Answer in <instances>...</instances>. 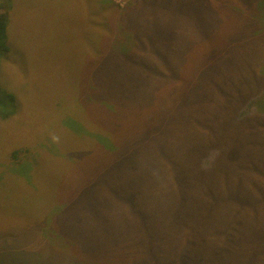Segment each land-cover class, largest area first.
Listing matches in <instances>:
<instances>
[{
  "label": "rangeland",
  "instance_id": "rangeland-1",
  "mask_svg": "<svg viewBox=\"0 0 264 264\" xmlns=\"http://www.w3.org/2000/svg\"><path fill=\"white\" fill-rule=\"evenodd\" d=\"M263 3L0 0V264H264Z\"/></svg>",
  "mask_w": 264,
  "mask_h": 264
},
{
  "label": "trees",
  "instance_id": "trees-1",
  "mask_svg": "<svg viewBox=\"0 0 264 264\" xmlns=\"http://www.w3.org/2000/svg\"><path fill=\"white\" fill-rule=\"evenodd\" d=\"M8 31L7 19L4 15L0 14V51L8 52L10 50L7 40ZM0 92V118L6 119L17 112V98L15 93L4 89L1 85ZM257 113L261 114V117H264V111H257Z\"/></svg>",
  "mask_w": 264,
  "mask_h": 264
},
{
  "label": "clouds",
  "instance_id": "clouds-1",
  "mask_svg": "<svg viewBox=\"0 0 264 264\" xmlns=\"http://www.w3.org/2000/svg\"><path fill=\"white\" fill-rule=\"evenodd\" d=\"M53 139L57 142L59 141V137H53Z\"/></svg>",
  "mask_w": 264,
  "mask_h": 264
}]
</instances>
